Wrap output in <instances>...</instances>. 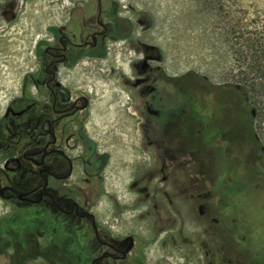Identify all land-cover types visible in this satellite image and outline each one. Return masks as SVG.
Returning a JSON list of instances; mask_svg holds the SVG:
<instances>
[{
    "label": "flooded vegetation",
    "instance_id": "flooded-vegetation-1",
    "mask_svg": "<svg viewBox=\"0 0 264 264\" xmlns=\"http://www.w3.org/2000/svg\"><path fill=\"white\" fill-rule=\"evenodd\" d=\"M4 1L2 13L15 11V0ZM54 4L49 9L51 17L46 26V38L35 46L37 67L26 74V87L8 101L0 116V197L10 208L0 220L16 217L18 227L15 228L17 232L12 233V226L5 225L4 230L10 232L3 233L2 239L9 242L0 249V256L7 258L0 264L13 263L14 246L24 252L18 264H37L38 257H43L41 263L52 264L53 254L62 255L64 264L74 260L79 264H172L175 263L172 258L182 248L185 255L195 257L199 245L208 256L209 264H215L210 258L211 251L214 252L210 251L212 244L203 238L199 243L198 234L187 225L175 201L177 194L182 193V186L160 189L165 198L162 203L153 201L155 221L149 224L146 233L135 231L136 213L133 211L150 197L149 192L137 202L133 196L126 202L119 200L120 195H112L113 216L108 219L98 212L108 192L104 177L109 154L100 150L92 114L96 116L94 104L101 95L99 84L104 78L103 72L111 75L109 69L103 70L112 59L110 50L116 46L128 48L134 43V27L123 10V7L132 8L120 0H62L63 19L56 20L55 13L59 10L54 9ZM138 43L144 55L136 63L138 76L144 83L145 108L154 114L162 128L175 135V131L186 128L191 121L186 115L198 103L194 92L185 88L186 79L199 78L207 85L209 94L225 88L211 84L206 76L190 72L169 74L160 65L152 66L150 61H159L162 56L154 46L141 40ZM82 65L84 71H80ZM113 65L118 66L117 63ZM99 68L103 76L91 75ZM30 84L35 89L28 88ZM226 103L236 111L231 119L232 130L221 125L213 128L209 126V119H195L193 124L197 131L192 137H165L164 142L173 140L207 148L208 144L211 147L217 144L228 152L226 157L222 156L227 161L226 171L239 169L243 173L246 168L250 169L256 178L252 186L246 184L243 174L226 184L228 193L238 196L231 197L232 200L237 198L236 203L245 208L232 211L215 206L219 215L228 216L233 227L231 230L226 225L220 226L226 236L240 235L237 245L242 256L229 261L225 238L218 239L215 248L221 264H264V227L253 205L259 198L264 208V157L256 144L255 148L244 146L247 118L236 109L232 98ZM199 110L209 111L205 106ZM179 112L186 115L178 117ZM252 116H255V109H252ZM230 145L238 150L231 149ZM209 177L213 181L214 176ZM211 190L226 191L212 186ZM164 205L167 206L165 211ZM247 206H251L250 215L244 213ZM201 207L206 209V223L213 215L211 202L201 204L195 198L189 207L190 220L194 224L199 220L197 213ZM138 218L145 216L138 215ZM211 219L220 225L221 216ZM55 222L62 225L64 236L62 248L58 245L57 250L52 242ZM12 239L16 244L10 242ZM154 245L158 246V254L152 253Z\"/></svg>",
    "mask_w": 264,
    "mask_h": 264
},
{
    "label": "rangeland",
    "instance_id": "rangeland-1",
    "mask_svg": "<svg viewBox=\"0 0 264 264\" xmlns=\"http://www.w3.org/2000/svg\"><path fill=\"white\" fill-rule=\"evenodd\" d=\"M54 1L58 3L54 4L52 0H15V11L2 13L5 1L0 0V116L8 101L18 95L21 88L26 87V74L37 67L35 46L41 39L46 38L51 4H54L56 10L60 11L62 8V0ZM120 2L132 8L130 10L123 7V10L125 18L133 24L134 43L128 48L113 47L110 50L112 58L110 64L103 60V63L108 65L104 70L109 69L111 75L106 74L108 71L103 72L104 78L99 84L101 95L94 104L96 116L92 114V120L100 150L109 154L104 177L108 192L99 204L98 212L108 219L113 216L112 195L118 194L119 200L126 202L133 196L137 202L143 200L146 192H149L150 197L141 201L133 211L136 213L135 231L146 233L149 224L155 221L153 201L162 203L165 198V193L160 189L163 186H182V193L177 194L175 201L188 222L187 225L193 228L192 232L198 234L199 243L203 238L212 244L210 251L212 249L214 252L211 251L210 258L214 259L215 264H221V257L215 245L218 239L225 238L228 243L227 257L229 261L236 260L242 256L237 245L241 239L240 235L235 233L230 237L226 236V231L220 226L226 225L231 230L233 227L229 224L228 216L219 215L215 206L242 211L241 209L245 207L236 203L237 198L232 200L234 196H238L228 193L229 187L227 188L226 184L233 183L240 174H243L246 184L250 186L256 183V178L248 168L243 170V173L239 169L226 171L228 165L225 157L228 152L225 154V149L217 144L212 147L208 144V148L197 147L194 144H179L173 140L164 142V138L176 136L189 139L197 131L193 124L195 119L200 121L209 119V126L213 128L221 125L224 129L232 130L231 119L236 116V111L226 103L232 98L236 109L247 119L254 121L258 142L262 143H259V146L264 147V97L260 96L259 99L256 95L248 97L244 87L238 83V76L234 74H237L240 68L238 65L241 61H238V58L241 47L240 44H235L237 39L233 40V34L229 32L230 24L227 23V13L231 6L236 9L233 21L239 25L238 29L247 26L250 31L264 33V0H120ZM59 11L55 13L56 20L63 19ZM139 40L148 46H154L162 56L159 61H150L152 66L160 65L164 72L169 74L190 72L201 77L206 76L211 84L227 91L221 89L209 94L207 85L199 78L191 76L186 79L184 86L194 92L198 103L187 115L181 112L176 114L178 117L186 115L191 121L184 130L175 131V135L169 134L167 129L156 122L154 114L145 108L147 98L143 95L144 83L138 76L136 63L144 56L141 47H138ZM114 63L118 66L115 67ZM80 71H84L83 65ZM91 75L103 76L101 68L96 73L92 71ZM28 88L35 89L31 84ZM203 106L209 109L207 113L200 112L199 109ZM252 109H255V119L252 116ZM210 175L214 176L213 181L212 179L210 181ZM211 186L215 189H226L223 192L227 195L221 191L211 190ZM195 198H198L201 204L211 202L214 206L213 215L208 223L205 222L207 216L204 207L197 213L199 218L197 223L194 224L193 220H190L192 217L190 202ZM261 204L259 198L253 201L254 209L264 227V208ZM8 206L9 204L0 197V217L10 211ZM250 207L247 206V210H244L247 215L252 213ZM165 208L166 205L164 211ZM147 211L148 215L145 214ZM131 212L132 210L129 213ZM137 214L145 218L140 219ZM213 216L217 218L221 216L220 225L214 224L211 219ZM55 228L52 242L57 250V243L58 241L63 243L64 236L61 224L55 222ZM157 252L158 246L154 245L152 253L158 254ZM184 252L182 248L180 253L172 258V262L175 260L172 264H209L208 256L205 251L203 252L201 245L195 257L185 255ZM259 254L263 255V252L259 250ZM6 258L0 256V263ZM42 259L43 257H38L37 264H43ZM62 260V255H58L52 264H63Z\"/></svg>",
    "mask_w": 264,
    "mask_h": 264
},
{
    "label": "trees",
    "instance_id": "trees-1",
    "mask_svg": "<svg viewBox=\"0 0 264 264\" xmlns=\"http://www.w3.org/2000/svg\"><path fill=\"white\" fill-rule=\"evenodd\" d=\"M235 11L236 9L230 6V9L227 13V23L230 24L229 32L233 34V40L234 38L237 39V41H235V44H240L241 47V51L239 53L238 58V61H241V64L238 65V67H240L238 73L234 75L238 76V83H240V85L244 87L248 97H250L251 95H256L259 99L260 96L264 97V33L263 31H250L247 26L245 28L238 29L239 25L233 21ZM253 119H255L254 116ZM247 122L248 125L246 127V139L243 141V144L246 148H255L256 144L257 149L264 157V147L259 146V143L261 142H258L259 140L255 130L254 121L247 119ZM230 146L231 149H234L235 147H233V145ZM235 150H238V148H236ZM245 155H247V151H245ZM246 167H248V165H246ZM5 225L12 226V233L17 232L15 230V228H18L16 217L11 216L8 220H0V249L4 248L5 242H9V240L2 239L3 233L10 232V230H4ZM10 242L13 243V245L16 244V241L13 239ZM57 244L60 246V248H62V243L60 241H58ZM14 247L16 251L13 253L14 259L12 264H18L24 252L21 253L19 252L18 247ZM28 256L29 258H35V256L33 255ZM56 256L58 255L53 254V261L55 260ZM71 264H79V262L74 260Z\"/></svg>",
    "mask_w": 264,
    "mask_h": 264
},
{
    "label": "bare ground",
    "instance_id": "bare-ground-1",
    "mask_svg": "<svg viewBox=\"0 0 264 264\" xmlns=\"http://www.w3.org/2000/svg\"><path fill=\"white\" fill-rule=\"evenodd\" d=\"M104 70V69H103ZM96 102V101H95Z\"/></svg>",
    "mask_w": 264,
    "mask_h": 264
},
{
    "label": "water",
    "instance_id": "water-1",
    "mask_svg": "<svg viewBox=\"0 0 264 264\" xmlns=\"http://www.w3.org/2000/svg\"><path fill=\"white\" fill-rule=\"evenodd\" d=\"M254 111V110H253Z\"/></svg>",
    "mask_w": 264,
    "mask_h": 264
}]
</instances>
